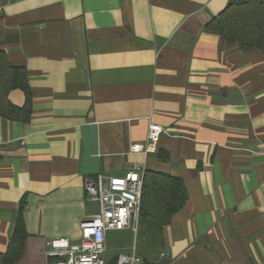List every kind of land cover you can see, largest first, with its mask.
<instances>
[{
    "label": "crops",
    "instance_id": "obj_1",
    "mask_svg": "<svg viewBox=\"0 0 264 264\" xmlns=\"http://www.w3.org/2000/svg\"><path fill=\"white\" fill-rule=\"evenodd\" d=\"M227 1L0 0V50L31 93L27 121L0 115V252L19 209L26 232L14 264L77 241L97 211L84 180L127 170L185 185L154 262L264 264V54L205 28ZM149 120L156 150L129 153ZM111 238L106 264L131 246Z\"/></svg>",
    "mask_w": 264,
    "mask_h": 264
},
{
    "label": "trees",
    "instance_id": "obj_2",
    "mask_svg": "<svg viewBox=\"0 0 264 264\" xmlns=\"http://www.w3.org/2000/svg\"><path fill=\"white\" fill-rule=\"evenodd\" d=\"M205 28L223 36L246 50L257 48L264 54V0H228L224 8L206 24ZM19 89L24 101L16 105L9 93ZM31 93L22 66L12 65L0 50V115L13 120L27 121L31 114ZM139 224L135 244L136 253L148 264L162 251V228L186 200V189L181 177L168 173L144 170ZM25 229L18 210L7 248L0 252V264H14L21 256ZM116 263V258L114 263Z\"/></svg>",
    "mask_w": 264,
    "mask_h": 264
},
{
    "label": "built area",
    "instance_id": "obj_3",
    "mask_svg": "<svg viewBox=\"0 0 264 264\" xmlns=\"http://www.w3.org/2000/svg\"><path fill=\"white\" fill-rule=\"evenodd\" d=\"M166 130L149 120L145 143H132L129 153L154 152L160 134ZM143 185L142 172L127 170L119 175L97 173L84 180L85 199L97 205V211L79 223L80 237L70 241L59 236L47 239V264H106V233L109 230L129 229L135 236L139 224V211ZM141 261L135 243L128 251L117 255L115 264H134Z\"/></svg>",
    "mask_w": 264,
    "mask_h": 264
},
{
    "label": "rangeland",
    "instance_id": "obj_4",
    "mask_svg": "<svg viewBox=\"0 0 264 264\" xmlns=\"http://www.w3.org/2000/svg\"><path fill=\"white\" fill-rule=\"evenodd\" d=\"M112 236L111 241H113L114 245H122V244H133L134 243V234L130 230H125L122 232L118 231H108V236ZM110 240L108 243H112ZM113 250H108L106 254L112 253Z\"/></svg>",
    "mask_w": 264,
    "mask_h": 264
}]
</instances>
